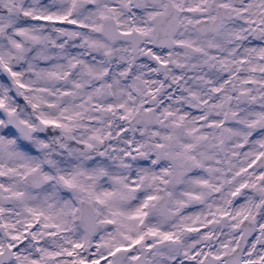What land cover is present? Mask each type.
Returning a JSON list of instances; mask_svg holds the SVG:
<instances>
[{
	"label": "snow or ice",
	"instance_id": "obj_1",
	"mask_svg": "<svg viewBox=\"0 0 264 264\" xmlns=\"http://www.w3.org/2000/svg\"><path fill=\"white\" fill-rule=\"evenodd\" d=\"M0 264H264V0H0Z\"/></svg>",
	"mask_w": 264,
	"mask_h": 264
},
{
	"label": "clouds",
	"instance_id": "obj_2",
	"mask_svg": "<svg viewBox=\"0 0 264 264\" xmlns=\"http://www.w3.org/2000/svg\"><path fill=\"white\" fill-rule=\"evenodd\" d=\"M143 59V58H141ZM120 126L119 121H113V130H117ZM49 131H51L52 136L60 135L59 130H44V135L48 136ZM51 139V137H50ZM125 137L117 136L114 139L107 141L104 145H99L97 148V152L103 151L106 153L103 157H97L96 153H92V160L96 161L95 166H103L106 170L111 174H119L125 177L128 180L133 178V173L137 174V177L140 175V171L142 166L138 163V161L144 159V157L136 156L135 160H132L129 157L124 156V152L128 150V146L124 143ZM73 147H80L76 145L73 141H68ZM113 147L116 149L113 151ZM123 150V151H121ZM65 160L73 159V157L65 156L63 157ZM85 166L91 163V160L82 161ZM126 164L127 167H122V165ZM148 167L152 168L154 166L149 165ZM99 185L102 187H110V181L107 176L101 177L99 180ZM139 183V181H138ZM149 189L146 186H141L139 191L132 194V198L127 201L128 206H135L139 200L141 199V194L146 193Z\"/></svg>",
	"mask_w": 264,
	"mask_h": 264
}]
</instances>
